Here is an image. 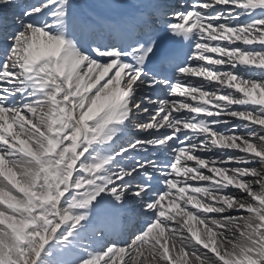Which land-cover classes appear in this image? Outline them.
Wrapping results in <instances>:
<instances>
[{"label": "snow or ice", "instance_id": "obj_1", "mask_svg": "<svg viewBox=\"0 0 264 264\" xmlns=\"http://www.w3.org/2000/svg\"><path fill=\"white\" fill-rule=\"evenodd\" d=\"M96 6L0 0V264H264V0Z\"/></svg>", "mask_w": 264, "mask_h": 264}, {"label": "bare ground", "instance_id": "obj_2", "mask_svg": "<svg viewBox=\"0 0 264 264\" xmlns=\"http://www.w3.org/2000/svg\"><path fill=\"white\" fill-rule=\"evenodd\" d=\"M16 11H18V10H17V9H10V10H9V15H11L12 13H14V12H16ZM233 124H239V122L236 121V120H233ZM255 130L258 131L259 129L256 128ZM239 131H240L241 134H246V131H247V130H245V129H243V128H240ZM228 155H236V153L217 152V153H213V154H211V157H209V158L214 157V158H216V159H220L221 157H226V156H228ZM253 166L258 168V167H259V164H256V165H253Z\"/></svg>", "mask_w": 264, "mask_h": 264}]
</instances>
